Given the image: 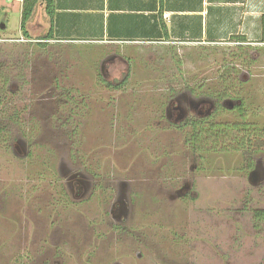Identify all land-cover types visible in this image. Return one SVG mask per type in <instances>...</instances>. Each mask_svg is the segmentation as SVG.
Masks as SVG:
<instances>
[{
    "label": "rangeland",
    "instance_id": "obj_1",
    "mask_svg": "<svg viewBox=\"0 0 264 264\" xmlns=\"http://www.w3.org/2000/svg\"><path fill=\"white\" fill-rule=\"evenodd\" d=\"M19 8L0 0L8 29L0 32V264H264V220L254 219L264 209L263 146L247 142L248 178V151L221 150L235 145L232 129L214 144L205 133L192 140L193 123L177 126L213 115L208 122L243 117L264 128V43L144 44L118 54L41 45L22 36ZM123 79L117 89L103 83ZM169 102L178 107L171 117ZM137 177L146 179L130 181ZM158 188L169 191L159 197L170 208L182 197L185 211L139 212L130 223L120 189L143 192L137 209ZM150 215L152 228H135Z\"/></svg>",
    "mask_w": 264,
    "mask_h": 264
},
{
    "label": "crops",
    "instance_id": "obj_2",
    "mask_svg": "<svg viewBox=\"0 0 264 264\" xmlns=\"http://www.w3.org/2000/svg\"><path fill=\"white\" fill-rule=\"evenodd\" d=\"M18 1L21 7L22 0ZM19 12L21 18V8ZM8 14H11L10 11L6 12V18ZM263 24L264 0H51L49 13L44 2L37 4L25 23V30L29 36L27 38L22 36L26 40L45 44L48 42L68 45L96 44L104 46L103 52L118 54L136 50L138 45L144 44H167L173 47L183 44H217L238 41L241 37L249 44H260ZM46 35H49L48 38L43 39ZM113 47L116 48L112 49ZM120 61L125 64V66L122 64L123 68H129L126 60ZM124 80L127 79L113 80L114 82L110 83L117 85ZM103 83L106 84L107 81ZM148 153L146 152L149 156ZM169 164L162 163L161 168L166 169ZM141 179L146 178L137 177L130 181ZM126 190L122 193L120 189L117 195L118 202L125 194L129 196L132 204L137 197L143 196V192L139 190ZM184 190L186 192L187 189ZM167 192L169 191L166 189L158 188L155 194L149 195L148 201L145 200L141 206L136 205L137 209L131 204L130 223L136 222L139 212L160 216L171 210L176 213L181 212V209L185 211L182 207L187 206H181L184 201L177 193L174 196L178 198V202L174 203L173 208L161 200L159 196L164 197ZM185 197L186 194L183 198ZM121 205L119 209L128 214V206ZM127 219V215H121L118 220L125 222ZM145 219L147 220L145 226L135 224V228H152L154 216H146ZM148 237L151 240L152 233H148ZM118 264L122 263L118 261Z\"/></svg>",
    "mask_w": 264,
    "mask_h": 264
},
{
    "label": "trees",
    "instance_id": "obj_3",
    "mask_svg": "<svg viewBox=\"0 0 264 264\" xmlns=\"http://www.w3.org/2000/svg\"><path fill=\"white\" fill-rule=\"evenodd\" d=\"M44 2L45 5V9L47 11V13L50 12V5H51V0H22V9H21V18H20V29L21 32L23 34V36H25L26 38L29 36L27 31L25 30V23L29 20V17L32 15L35 7L37 6V4L39 2ZM6 22V19L5 21ZM2 32V31H0ZM3 34V33H2ZM49 35H46V37L44 36L43 39H47ZM240 42H245V38L241 37L240 40H238ZM260 42L264 43V24L262 26V38L260 40ZM38 44L44 45V42H37ZM44 43V44H43ZM126 80H124L122 83L117 84V85H112L110 82H107L105 85L108 88H119L122 87L123 83H125ZM122 84V85H121ZM203 102V101H202ZM201 102V104H202ZM205 105V102H204ZM243 103H240L239 108H242ZM213 117V115H207L205 117H201V118H197L195 119H190L187 118L183 123H179L177 126L179 129H183V127H185L187 124L189 123H193L194 129L193 132H191V136L190 138L192 140H195L198 137H201L204 133L205 136H212V138L214 139V144H224L225 143V139L227 137H229L227 132L228 130H233L234 132H236L235 136H232V140L234 141L233 144H235L234 146H227V147H222L221 150L227 151V150H235V151H240L242 150V152H247L248 149L250 151H253L254 148L247 147V142H250L252 139H255L256 143L260 146H263L264 149V141L263 139V134H264V128H259V127H254V126H250L249 123L245 122L243 119V117H241V120H238L236 122H234L233 124L229 125H225V124H221V123H212V122H208V120H210ZM254 127V128H253ZM199 128V129H197ZM243 133L242 136L239 137V134ZM200 134V135H199ZM195 138V139H194ZM262 140V141H261ZM232 141V142H233ZM195 141H193L194 143ZM200 142V141H198ZM260 143V144H259ZM249 151H248V155L246 153H244V155H246L249 161V174L248 177L253 175V160L250 158L249 155ZM254 219L256 220V222L258 220H264V209H257L254 211ZM257 225V224H254Z\"/></svg>",
    "mask_w": 264,
    "mask_h": 264
},
{
    "label": "flooded vegetation",
    "instance_id": "obj_4",
    "mask_svg": "<svg viewBox=\"0 0 264 264\" xmlns=\"http://www.w3.org/2000/svg\"><path fill=\"white\" fill-rule=\"evenodd\" d=\"M185 98H187V96H185ZM201 100H203V99H201ZM173 108H175V109L177 108V109H178V107H177L176 105L173 106V105H171L170 102H169V103H168V106L166 107V114H167V116H170V117L172 116V115H171V112H172V109H173ZM174 119H176V120L179 119L178 114H177V116L174 117ZM248 178H249V177H248Z\"/></svg>",
    "mask_w": 264,
    "mask_h": 264
},
{
    "label": "built area",
    "instance_id": "obj_5",
    "mask_svg": "<svg viewBox=\"0 0 264 264\" xmlns=\"http://www.w3.org/2000/svg\"><path fill=\"white\" fill-rule=\"evenodd\" d=\"M1 23V22H0ZM2 30V32L6 35H8V29H7V24L5 22V27L3 29H0ZM16 38H19L21 41H25V39L20 35V36H16ZM1 40V39H0Z\"/></svg>",
    "mask_w": 264,
    "mask_h": 264
},
{
    "label": "water",
    "instance_id": "obj_6",
    "mask_svg": "<svg viewBox=\"0 0 264 264\" xmlns=\"http://www.w3.org/2000/svg\"><path fill=\"white\" fill-rule=\"evenodd\" d=\"M5 27V23L4 22H1L0 23V29H3Z\"/></svg>",
    "mask_w": 264,
    "mask_h": 264
}]
</instances>
